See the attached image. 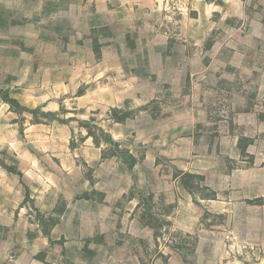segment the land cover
I'll use <instances>...</instances> for the list:
<instances>
[{
    "label": "rangeland",
    "instance_id": "374dc122",
    "mask_svg": "<svg viewBox=\"0 0 264 264\" xmlns=\"http://www.w3.org/2000/svg\"><path fill=\"white\" fill-rule=\"evenodd\" d=\"M68 1L0 0V263L202 264L162 197L176 175L167 119L194 103L208 122L194 138L203 148L211 131L242 186L222 196L229 217L200 220L223 231L209 254L264 264V0H169L78 41ZM39 112L58 119L32 123Z\"/></svg>",
    "mask_w": 264,
    "mask_h": 264
},
{
    "label": "crops",
    "instance_id": "0c3cea01",
    "mask_svg": "<svg viewBox=\"0 0 264 264\" xmlns=\"http://www.w3.org/2000/svg\"><path fill=\"white\" fill-rule=\"evenodd\" d=\"M180 2L181 0H173ZM43 3V2H42ZM169 0H69L67 3L66 14H68L67 23L73 27L74 41L81 40L85 34H89L95 29L110 27L116 28L118 25H131L138 13L144 9H158L168 4ZM113 41V38H110ZM110 48H114L110 45ZM202 113L204 119L199 121L196 115ZM168 128L173 131V139L168 143V147L162 152L163 156L168 158L173 166L171 171H176L172 177V187L162 193L166 204L175 205L174 212L168 217L170 228L184 235H196L198 255L202 264H218L221 255L211 257L210 252L213 249L222 251L224 238L219 229L207 230L201 227L200 220L207 211L212 215L226 216L230 214V198L232 193H238L242 186H233L232 178L235 170L230 169L226 164H221L216 155L217 144L212 146V132L208 131L204 138V147L194 138L196 132H201L200 126L208 125L206 111L203 110L202 104L178 105L171 111V116L167 119ZM249 141L252 138H247ZM239 141H246V138H237L236 148L239 149ZM251 145L248 144L246 148ZM247 150V149H245ZM237 171V169H236ZM188 173L203 177V184L209 190L215 193L212 200L194 201L192 196L184 190L177 189L176 180H180L181 174ZM172 174V173H171ZM228 178L223 189L214 188L210 184L213 178ZM227 181L228 184H227ZM230 183V184H229ZM230 188H229V187ZM228 193L229 200H223L222 196ZM204 207V208H203ZM117 257V256H116ZM214 258V259H213ZM119 260L118 258L113 259ZM174 260L173 258L170 260ZM0 264H5L1 262ZM136 264H144L136 258ZM146 264H148L146 262ZM150 264H159L151 261ZM161 264V262H160Z\"/></svg>",
    "mask_w": 264,
    "mask_h": 264
},
{
    "label": "trees",
    "instance_id": "16d2710c",
    "mask_svg": "<svg viewBox=\"0 0 264 264\" xmlns=\"http://www.w3.org/2000/svg\"><path fill=\"white\" fill-rule=\"evenodd\" d=\"M2 99L6 103H8L10 107L14 110V112H16L17 114H20L21 112H29L31 115H33L34 114L33 112L36 111V110H29L20 106L15 99L9 98L7 96L2 97ZM38 111H40V109H38ZM58 115L59 114L53 112H39V116L41 117V119H33L31 122L38 124V123H42L45 120L47 121L57 120ZM11 170L14 172L12 168ZM180 178H181L182 186L186 188V190L192 196L194 201H197L198 199L212 200L215 198V193L209 190L206 186H204L203 184L204 180L202 176L184 173L181 174ZM197 194H199V197L196 196Z\"/></svg>",
    "mask_w": 264,
    "mask_h": 264
}]
</instances>
